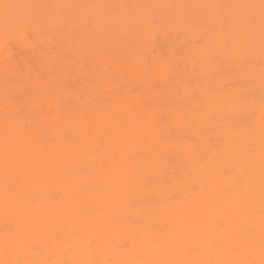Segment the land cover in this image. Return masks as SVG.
<instances>
[{"label": "bare ground", "instance_id": "obj_1", "mask_svg": "<svg viewBox=\"0 0 264 264\" xmlns=\"http://www.w3.org/2000/svg\"><path fill=\"white\" fill-rule=\"evenodd\" d=\"M261 4L0 0V261L261 264Z\"/></svg>", "mask_w": 264, "mask_h": 264}, {"label": "rangeland", "instance_id": "obj_2", "mask_svg": "<svg viewBox=\"0 0 264 264\" xmlns=\"http://www.w3.org/2000/svg\"><path fill=\"white\" fill-rule=\"evenodd\" d=\"M26 26V25H25ZM25 28V27H24ZM26 29H28V28H26ZM18 30V29H17ZM17 30H14L13 32H7V33H5L4 32V34H0V41H7L6 43H7V45H8V43H10L9 45H10V47H12V45L13 44H11L12 42L11 41H29V42H33V41H37V39H36V36H35V34L34 33H32V31H31V28L29 27V29L28 30H26V32L24 33H22V30H20V31H18V32H16ZM24 31V30H23ZM15 45V44H14ZM14 45H13V49L15 48L14 47ZM8 48V47H7ZM20 48V47H19ZM12 49V48H11ZM14 51H15V49H14ZM20 52H23V51H20ZM25 52V51H24ZM29 53V52H28ZM27 53V54H28ZM27 54H24V55H27Z\"/></svg>", "mask_w": 264, "mask_h": 264}, {"label": "snow or ice", "instance_id": "obj_3", "mask_svg": "<svg viewBox=\"0 0 264 264\" xmlns=\"http://www.w3.org/2000/svg\"><path fill=\"white\" fill-rule=\"evenodd\" d=\"M5 9L9 7V5H4ZM262 9H264V0H262L261 4ZM262 105H264V98H262ZM0 264H13V262H5V261H0ZM261 264H264V261L261 262Z\"/></svg>", "mask_w": 264, "mask_h": 264}]
</instances>
